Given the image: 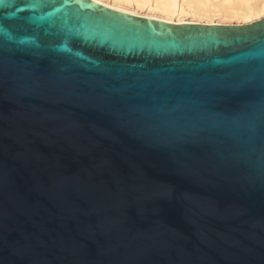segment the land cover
<instances>
[{
    "label": "water",
    "instance_id": "1",
    "mask_svg": "<svg viewBox=\"0 0 264 264\" xmlns=\"http://www.w3.org/2000/svg\"><path fill=\"white\" fill-rule=\"evenodd\" d=\"M0 264H264V19L0 0Z\"/></svg>",
    "mask_w": 264,
    "mask_h": 264
},
{
    "label": "bare ground",
    "instance_id": "2",
    "mask_svg": "<svg viewBox=\"0 0 264 264\" xmlns=\"http://www.w3.org/2000/svg\"><path fill=\"white\" fill-rule=\"evenodd\" d=\"M112 12L176 26L244 25L264 15V0H89Z\"/></svg>",
    "mask_w": 264,
    "mask_h": 264
},
{
    "label": "rangeland",
    "instance_id": "3",
    "mask_svg": "<svg viewBox=\"0 0 264 264\" xmlns=\"http://www.w3.org/2000/svg\"><path fill=\"white\" fill-rule=\"evenodd\" d=\"M259 19H260V20H263V19H264V15H262ZM237 25H238V24H237Z\"/></svg>",
    "mask_w": 264,
    "mask_h": 264
}]
</instances>
